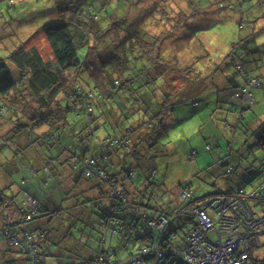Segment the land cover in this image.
Instances as JSON below:
<instances>
[{
  "label": "trees",
  "instance_id": "1",
  "mask_svg": "<svg viewBox=\"0 0 264 264\" xmlns=\"http://www.w3.org/2000/svg\"><path fill=\"white\" fill-rule=\"evenodd\" d=\"M47 1L52 3L55 18L44 22L26 39L18 38L8 46L11 51L7 56L0 57V245L4 244L0 247V264H16L18 258L29 264L32 257L37 258L36 264H43V252L38 243L40 233L33 225L52 213L44 202L49 190L44 195L39 189L33 190V181L43 172L46 187H59L56 178L65 173L66 169L61 167L65 165L75 173L77 182L86 178L94 186L108 187L111 203L101 210L105 229L122 237L128 226L135 235L129 244V254L123 258H118L114 250H103L91 260L77 257L61 264L75 261L90 264L99 258L101 264H141V259L149 256L154 257L153 264H180L175 256L189 245L191 231L200 229L195 205H207V211L215 219L216 213L208 204L218 196L226 195L231 199L251 195L249 202L256 214H264V189L257 183L252 184L251 189L244 185L236 189L228 187L200 197L195 196L190 184H181L176 188L178 192L187 189L191 198L184 200L178 194L182 202L166 206L157 192V187L164 182L157 179L156 160L160 152L165 154L164 147L168 151V145L159 140L161 132L150 138L140 136L143 128L153 133L162 130L169 113L187 99L194 106L199 105L198 98L189 97L186 91L201 90V85L207 84L206 80L212 79L214 72L201 78L202 57L192 60L189 66L181 63L180 55H176L179 63L173 61L171 54L176 46L173 39L166 37L185 30L193 20L194 10L208 13L207 9L217 4L238 12L241 28L254 22V31L232 42L231 49L218 59L213 57L203 38L196 37V30L191 33V43L196 42L198 50L203 49L202 56L212 65L221 59L231 66L234 84L228 90L234 101L225 100L228 106L218 107V111L234 115L247 143L253 139L254 145L264 146V126H255L250 117L247 119L248 111L257 104L255 90L264 88V76L256 75L252 69L254 54L249 55L244 49L237 51L242 39L259 41L264 28L258 24L264 17V0H186L187 11L180 7L175 9L173 0H160L152 9L144 10L151 20L143 24L133 23L127 17L137 5L132 0ZM8 3L16 5L10 0ZM230 16L231 12L224 11L219 19L226 20ZM109 27L122 28L125 36L119 42H112L105 36ZM38 37L47 44L49 54L43 52L36 40ZM195 64L200 70L193 74ZM170 74L174 76L171 78ZM178 75L185 77L181 79ZM253 82H258L259 87H252ZM246 90L252 94V103L243 98ZM229 145L221 152L226 157L234 154V143ZM33 147L37 148L32 155L38 151L41 162L30 158L27 150ZM45 147L49 154H43ZM206 150L211 151L212 145L211 150ZM193 151H196L192 155L195 158L199 152ZM19 155L34 165L26 167L17 179L14 174L21 170L15 159ZM217 165L220 164H211L209 169H218ZM233 166L230 159L222 164L220 171L231 174L234 167L237 168ZM138 173L144 174L142 181L137 179ZM258 175L264 179V168ZM30 198L36 200V212L27 219L32 211ZM124 214H129L131 220L127 221ZM163 219L165 230L157 231L153 223ZM141 222L148 231L137 235L135 231ZM24 231L35 234L33 255L31 250L14 244L17 234ZM262 235L264 231L255 235L259 246L254 237L249 249L244 248L243 252L250 251L253 255L258 251ZM207 237L216 240L218 235L212 231ZM163 246L169 253L168 258L154 255L153 248L163 251ZM240 249L243 247H239V252ZM253 258L256 264L263 261L255 255Z\"/></svg>",
  "mask_w": 264,
  "mask_h": 264
},
{
  "label": "rangeland",
  "instance_id": "2",
  "mask_svg": "<svg viewBox=\"0 0 264 264\" xmlns=\"http://www.w3.org/2000/svg\"><path fill=\"white\" fill-rule=\"evenodd\" d=\"M10 1L16 5L10 6L8 0H0V13L2 14L0 17V26L4 24L0 28V57L4 58L7 56L8 52L11 51L8 46L15 43L18 38L20 40L26 39L44 22L51 20L56 16L52 11V3L47 0H27L24 3L20 0ZM132 1L137 5L129 11L130 14L127 17H129V20L133 23L143 24L151 20V16H149V14H145L144 10L152 9L154 4L158 3L160 0ZM185 1L186 0H173L172 2L175 3V9L180 7V9L184 8L187 11L189 8L188 3ZM45 7H47L45 10L46 13L44 11ZM31 9L35 11L31 12ZM207 11L208 13H203L202 9L194 10L192 12L193 20L188 22L185 30H181L174 35L166 37V39H173L172 42H174L176 46L174 49H179L182 64L198 58L197 54L199 53V48L196 42L191 43L193 41L190 37L191 33L195 30V33L197 34L196 37L203 38L206 46L212 50L213 57L217 59L223 53H226L229 49H231L230 45L232 42H236L250 31H254V22L251 25H248L247 23L245 28H241L239 19L240 15L238 12L233 11L231 7H220L216 4L210 6ZM224 11L231 12V16L229 19L220 20L219 16H221ZM113 19L115 20V17ZM261 22L264 23V17ZM123 25L125 28H128L126 23H123ZM121 29L122 28L109 27L107 34L105 35L106 38L108 37V39L112 42H119V40L125 36V33ZM262 31L264 32V28H262ZM36 40L43 48V52L49 54L50 51L47 44L45 42H41L39 37ZM263 40L264 35L258 43H262ZM111 44L109 46H111ZM104 53L105 52H103L102 55H104ZM262 55L264 59V46L262 47ZM12 72L14 74L13 70ZM167 76L166 78L169 79V76ZM172 76L174 75L170 74L171 78ZM179 77L183 79L182 76ZM245 95L244 99L250 98V93H246ZM187 100V102L177 105L176 109L169 113L162 129L165 133H162V130L153 133L151 130H147L146 128L140 130V136L149 138L153 137V134L161 132V138L159 140L168 145V151L167 148L165 151L164 146H160L161 148L164 147L162 150H164L165 154L160 152L161 154L156 160V164L159 168L157 179L160 183L164 182L162 186L157 187V192H159V194L162 195V198H164L165 205L167 206L168 204H173L176 206L177 203L182 202V199L179 200L178 198L179 192L178 189H176L181 184H190L193 191L196 193V197L225 191L228 187L236 189L244 185L251 189L252 184L256 182L260 187L264 183V179L260 177L261 175L259 176L256 174V170L257 168H264V148L258 144L251 145L252 141L250 140L249 143H247L245 138L241 135L243 133L242 128H240V130L230 129L228 127H224V129L212 128L209 123H204L205 120L210 121L214 117L213 114L209 115L208 108L195 107L189 99ZM198 109L202 112V118L200 116H195ZM248 113L247 119L249 120V117L253 114L251 110L248 111ZM253 113H258V107L254 108ZM230 118L232 119V117ZM256 120L257 119L255 118L252 121ZM241 125L243 127L245 126L244 124ZM147 131H150V133ZM251 132L252 131H250V133ZM230 143L235 144L234 150L237 152L232 154L231 157H226V155L221 152L222 150L229 148ZM209 144L213 147L212 151L206 150L208 149ZM36 148L37 147L29 148L27 151L30 153V158L32 157L35 162H41L40 153L38 151L34 153V156L31 153L36 150ZM3 149H5V153L8 152L6 147ZM192 150H197L199 155L192 158V155H194ZM43 154H49L46 147L43 148ZM25 157L27 158V156ZM213 159L215 163L220 164L217 165L220 170H222V164L228 162L230 159L232 160L233 165L237 168H235L231 174L219 173L218 175H215L213 172L214 175H212L205 169L212 163L210 162V164L205 162L213 161ZM22 160L23 155H19L15 159L18 168L21 170L19 173L14 174L17 179L20 178L21 173H24L26 167L34 165L32 161L29 162L25 159L23 161ZM241 162L244 164V169L252 171L250 175L244 174L241 176L238 165ZM200 169L204 171H200ZM139 174L140 173L137 174L138 178H136L139 179V181H142L144 174ZM164 174H166V179H164ZM234 176L238 177V180L232 185L230 183V179ZM154 184L157 185V182ZM156 199L157 197L154 198V200ZM195 216L198 219V224L201 226L204 222L201 214L195 213ZM147 231L148 227L145 223L141 222L135 232L138 235L144 234ZM263 231L264 228H261L260 233ZM162 253L161 258L169 257V253L165 251V247ZM154 255H156L155 252ZM257 255H259L260 258L264 255V242L262 247L258 249ZM141 260V264H153V259L151 257L143 258Z\"/></svg>",
  "mask_w": 264,
  "mask_h": 264
},
{
  "label": "crops",
  "instance_id": "3",
  "mask_svg": "<svg viewBox=\"0 0 264 264\" xmlns=\"http://www.w3.org/2000/svg\"><path fill=\"white\" fill-rule=\"evenodd\" d=\"M258 24L262 25L261 27L264 26V23L261 21ZM263 35L264 32L259 35V41L262 39ZM246 42L248 41L242 39L241 45L237 48V51L244 49L249 52V55L254 54L253 63L251 64L252 69L256 75L264 76V71L261 70L262 65L264 70V59L262 55L264 40L262 43H258L257 41ZM203 53L204 51L202 49L201 51L199 50V53L197 54L198 58L202 57L203 59V73L201 78L214 72L212 79L206 80L207 84H202V88H200L201 90L194 92L186 91V95L194 98L197 97L199 105L195 107L208 108L209 115L213 114L214 117L210 121L205 120L204 123H209L214 129H224V127H228L230 129L238 130L239 128L235 123V119H233V114H222L218 111L219 108L228 106L225 102L234 101L232 92L228 90L234 84V81L232 80L233 78L231 77L232 68L231 66L229 67L223 60L220 61L221 59L217 60V63L212 65L208 58L202 56ZM176 55L179 56L178 48L174 49L171 57L173 58V61H177L179 63L176 59ZM190 62H185L183 65L189 66ZM211 67L213 69L212 71ZM176 70L178 71V69ZM198 70H200V67L195 64L192 69L193 74ZM181 76L185 77L184 75ZM255 93L257 98V104L255 107H258V113H253L254 107L251 111L253 115L250 117V121L252 122V120L256 118L257 120L254 121L255 126H264V88H259L255 91ZM195 116H200L202 118L203 115L200 109L196 111ZM230 117H232V119ZM253 144L254 141L252 139L251 145ZM262 147L264 148V146ZM236 152L237 151L234 150V153ZM210 162L212 164H216L214 159L213 161L205 163ZM238 165L241 176L244 174L250 175L252 172L248 171V169H244V164L242 162ZM61 167L66 169L65 173L61 177H58V174L54 173L55 176L58 177L56 179L60 183L59 187L54 189L46 187L47 185L43 182V178L46 175H44L43 172H41L38 178L33 181V190L39 189L42 195L46 194L49 190L48 196L44 202L49 208V213H52L49 216L45 215L33 225L40 233L38 243L40 251L43 252V264H61L64 262L74 261L80 257L91 260L103 250H114L118 258L127 256L129 254V244L135 234L131 232L127 226L124 235L122 237H116L110 231L105 229L101 223V210L104 207H109L111 203L108 194V187L94 186L93 184H90L86 178H81L82 180L77 182V177L69 166L65 165ZM205 169L212 175H214V173L215 175L223 173L220 171V168L214 170L209 169V166H207ZM260 169L261 168H258L256 170L257 175ZM237 180L238 177L234 176L230 179V183L233 185L237 182ZM128 189L134 191L135 187H128ZM123 216L127 221L131 220L128 219L129 214H124ZM260 240L263 245L264 235L261 236ZM3 246L4 244L0 245L1 248ZM261 247L262 246H260V248ZM179 249H181V247L178 248V250ZM254 255L260 258V256L257 255V251H255L252 257L248 260V264H256L253 258ZM151 258L153 259L152 263H154V257L151 256ZM261 259L264 261V255L261 256ZM263 261H259L257 264H264ZM24 263L25 262L21 258L16 260V264Z\"/></svg>",
  "mask_w": 264,
  "mask_h": 264
},
{
  "label": "built area",
  "instance_id": "4",
  "mask_svg": "<svg viewBox=\"0 0 264 264\" xmlns=\"http://www.w3.org/2000/svg\"><path fill=\"white\" fill-rule=\"evenodd\" d=\"M252 87H259L258 82H253ZM249 93L247 90L245 94ZM244 94V96H246ZM244 98V97H243ZM250 100L252 103V94L250 98L244 99ZM208 149L211 150V145H208ZM192 153L196 154V151ZM261 189H264V183L261 185ZM180 197L184 200L190 199L191 195L187 189L179 191ZM247 198L234 197L227 198L226 195L218 196L211 201L208 206L216 213V218H212L207 211V205H195L194 213H200L202 220L204 221L199 230H192L190 233V243L184 249L179 252L175 258H177L180 264H248V260L251 258L252 253L250 251L243 252L244 248L249 249L250 241L254 238L255 242L259 243L257 235L261 228H264V214L257 215L253 206L250 204ZM30 204V211L27 219L31 218V214L36 212V200L28 199ZM247 210V213L244 211ZM158 230H165L164 219L160 222L153 223ZM215 231L218 238L211 239L207 235L210 232ZM14 238V244L25 249L31 250V254L35 253V234L24 231L19 236ZM250 239V240H249ZM243 249L239 252V247ZM259 246V245H257ZM24 249V250H25ZM153 252L158 257H162V250L159 248H153ZM251 253V254H250ZM102 259L99 258L90 264H101ZM37 258L32 257L29 264H36ZM72 264H81L79 261H75Z\"/></svg>",
  "mask_w": 264,
  "mask_h": 264
},
{
  "label": "bare ground",
  "instance_id": "5",
  "mask_svg": "<svg viewBox=\"0 0 264 264\" xmlns=\"http://www.w3.org/2000/svg\"><path fill=\"white\" fill-rule=\"evenodd\" d=\"M246 213H247V210H244ZM240 246H241V244H240Z\"/></svg>",
  "mask_w": 264,
  "mask_h": 264
},
{
  "label": "water",
  "instance_id": "6",
  "mask_svg": "<svg viewBox=\"0 0 264 264\" xmlns=\"http://www.w3.org/2000/svg\"><path fill=\"white\" fill-rule=\"evenodd\" d=\"M205 264H209V263H205Z\"/></svg>",
  "mask_w": 264,
  "mask_h": 264
}]
</instances>
